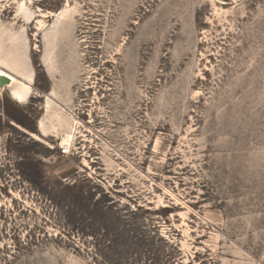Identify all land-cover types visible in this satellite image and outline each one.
I'll list each match as a JSON object with an SVG mask.
<instances>
[{"label": "rangeland", "instance_id": "1", "mask_svg": "<svg viewBox=\"0 0 264 264\" xmlns=\"http://www.w3.org/2000/svg\"><path fill=\"white\" fill-rule=\"evenodd\" d=\"M9 51L0 264H264V0H0Z\"/></svg>", "mask_w": 264, "mask_h": 264}, {"label": "bare ground", "instance_id": "2", "mask_svg": "<svg viewBox=\"0 0 264 264\" xmlns=\"http://www.w3.org/2000/svg\"><path fill=\"white\" fill-rule=\"evenodd\" d=\"M60 16V15H59ZM58 18L54 21L51 28L47 29L45 32V40L47 41L49 37L57 39L58 35L62 30V19ZM13 45L16 46V41L14 39ZM17 47V46H16ZM18 48V47H17ZM52 51L51 45L45 50L42 55L41 63L45 66L49 73H53L52 66ZM0 78L6 79L7 87H10V93L12 98L18 102H27L33 93V78L34 69L28 59H25L19 51H9L5 56H0ZM52 93L47 96V107H52ZM41 130L46 131V126L43 121L39 123ZM73 138L72 132L67 133L64 138V144L68 147L71 144V139Z\"/></svg>", "mask_w": 264, "mask_h": 264}, {"label": "water", "instance_id": "3", "mask_svg": "<svg viewBox=\"0 0 264 264\" xmlns=\"http://www.w3.org/2000/svg\"><path fill=\"white\" fill-rule=\"evenodd\" d=\"M6 79L5 78H0V87H4L6 85Z\"/></svg>", "mask_w": 264, "mask_h": 264}]
</instances>
